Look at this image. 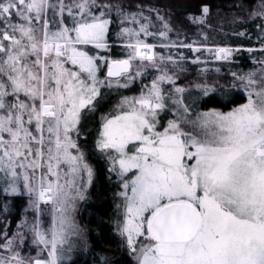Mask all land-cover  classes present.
Instances as JSON below:
<instances>
[{
	"label": "snow or ice",
	"instance_id": "6c2138e0",
	"mask_svg": "<svg viewBox=\"0 0 264 264\" xmlns=\"http://www.w3.org/2000/svg\"><path fill=\"white\" fill-rule=\"evenodd\" d=\"M130 7L121 0H0V198L28 197L33 244L46 252L26 260L8 240L0 248L10 255L0 264L70 259L77 202L95 177L81 146L83 123L104 98L101 89L129 88L149 68L160 74L103 117L95 141L120 181L118 231L128 253L135 264H264V68L258 78L232 73L247 93L244 103L193 112L165 95L162 84L175 80L155 45L141 38L153 35L137 18L143 14ZM113 13L121 25L140 24L117 33L126 58H110ZM216 54L226 60L232 50ZM201 90L211 97L215 89ZM166 112L174 118L162 123Z\"/></svg>",
	"mask_w": 264,
	"mask_h": 264
},
{
	"label": "trees",
	"instance_id": "16d2710c",
	"mask_svg": "<svg viewBox=\"0 0 264 264\" xmlns=\"http://www.w3.org/2000/svg\"><path fill=\"white\" fill-rule=\"evenodd\" d=\"M121 2L126 7L129 2L131 3V7L127 8L130 14H143L137 18L146 23L148 30L153 33L146 37V42L174 45L156 47L155 53L158 60L163 56L165 63L171 67L167 60L169 55L182 66V71L171 74L177 79V84L183 85L185 91L181 98L193 112L207 109L227 111L233 104L243 102L245 96L235 83L237 80L232 73L237 75L249 73L264 60L262 52L253 50L264 45V28L261 27L264 25V18L254 15L257 12H264V9H261V0H121ZM205 6L209 9L206 21H197L196 18L201 16ZM165 23L168 24L170 31L164 28ZM122 26L137 30L140 28L139 23L121 25L113 13L109 33V42L114 45L110 56L112 58L126 57L123 46L118 44L122 43L117 35ZM162 31L166 32V37L159 35ZM141 36L145 35L142 33ZM184 45L230 46L240 49L235 51L232 61L221 62L216 61L213 49H210V55H205L204 51L194 53L192 48ZM203 68L209 72L207 78L201 77L200 71ZM149 77L143 75L141 83H148ZM195 78L197 81H194ZM198 81L201 83L207 81L209 86L215 89L211 97H204L202 88L193 87L192 84ZM233 84L236 87H232ZM139 87L141 90L142 85ZM101 91L104 98L100 100L97 110L83 123L81 146L87 152L95 177L88 191V198L81 207L79 221L84 241L82 247L80 245L77 258L70 264H132L130 254L115 228V222L119 219L117 186L114 185L103 157L91 152L99 133V116L105 114L114 101H118L125 93L112 89ZM210 100L212 102H209ZM2 200L0 198V215ZM14 201L15 207H19V199L15 198Z\"/></svg>",
	"mask_w": 264,
	"mask_h": 264
},
{
	"label": "rangeland",
	"instance_id": "374dc122",
	"mask_svg": "<svg viewBox=\"0 0 264 264\" xmlns=\"http://www.w3.org/2000/svg\"><path fill=\"white\" fill-rule=\"evenodd\" d=\"M66 2V1H65ZM69 2V1H68ZM67 3V2H66ZM262 9V8H261ZM206 15L203 10H202V13H201V16L197 17L196 20L197 21H200V22H205L206 21ZM146 37L148 36H141L142 39H146ZM204 38L206 39V37L204 36ZM155 39V37L153 38ZM125 40H127V38L125 37ZM146 42V41H145ZM146 43H149V42H146ZM119 45H122V43H118ZM150 44H153L155 45V47L153 48V51L156 52V47H162L161 44H157V43H150ZM194 51V53H198V51H196L195 49H199L200 51H204L203 53H205V55H210L211 53V50L210 49H213L214 50V53H215V57H216V61H221V62H229V61H232V57H233V54L235 53V51H238L240 48H233V47H230V46H208V45H198V46H194V47H191ZM218 48H229L232 50V54L231 56L224 60V59H217V54H216V50ZM261 49H264V45H262V47H259V48H254L253 50H257L259 53H261ZM124 51L126 52L127 50L124 49ZM200 53V52H199ZM262 58H264V52H262ZM112 58V57H110ZM126 58V57H124ZM118 59H121V58H118ZM137 63V62H134V64ZM162 68H166L169 70V75H173L174 72L176 71L175 69H172V67L168 64V63H165L164 65H162ZM264 68V64H260L259 66H255L254 69L251 71V72H256L257 73V78L259 76V72H260V69ZM202 75L201 77L202 78H207L208 77V71H205V68L202 69ZM173 73V74H171ZM160 73L158 71H156L155 69L153 68H149L147 69L145 72H144V77L146 75H149L150 77L147 78L148 79V83H141L142 81V78H143V75L138 77L136 82L135 83H132L131 86L129 88H119L117 89L116 87H113V88H110L112 89V91L114 90H119V91H123L125 93L124 96H128V97H134V96H138L140 94V87L141 89L142 88H145V86H150L151 84V81L156 77L158 76ZM243 75V74H241ZM174 80H175V85H172V84H168V83H164L162 84V88L165 90V95L166 96H171L173 98H176V99H180L181 98V93H176L175 92V87H181V88H184L183 85L181 84H177V79L173 76ZM235 78V77H234ZM233 78V80H234ZM194 81H197V78L194 79ZM201 81V79H200ZM200 81H198V83L194 82L192 85L194 88H203V87H208L211 89V87L209 86L208 82L206 81L205 83H201ZM233 83V81H232ZM239 85V90L241 91V93L245 96V98L243 99V102L241 103H237V104H233L227 111L231 110L232 108H235L237 106H239L240 104L244 103L246 101V97H247V93L246 91L243 89V87L240 85V81L237 80V82H235ZM106 90H110V89H107L105 88ZM146 90V88H145ZM122 96L118 101H114V104L111 105L112 107L107 110V112L101 116H99V123H100V127H101V123H102V119L103 117L105 116H109L110 114H114L115 112L118 111V105L120 104V101L123 99ZM169 107L173 109V111H175V109L178 107L177 105H172L171 104V101H169ZM182 110V109H181ZM212 109H207V110H203V111H200V112H204V111H210ZM174 118L173 116V113L172 112H166L163 116H162V123H166L168 119H172ZM99 131H100V128H99ZM96 138H97V135H96ZM86 156H87V152L85 151V149H83ZM93 153H95V155L97 156H101L103 157V159L106 161V164L108 165V168H109V162L108 160L99 152L96 150V147L94 145L92 151ZM89 162V161H88ZM90 164V163H89ZM110 173V172H109ZM113 177V181H114V185L117 186V198H118V214H119V219L117 222H115V228H116V231L118 233V235L120 236L119 234V231H118V225L122 222V219H123V208H122V198L119 196V193L122 191L121 187H120V181L119 179L115 176L114 173H110ZM91 185L87 187L86 189V192H85V199L82 200V201H78L77 202V210L75 212V221H76V224L78 226V231H79V235L78 236H75L73 237V244H74V247H73V251L72 253L70 254V259L66 261V264H70V262H72V260L74 258H77L78 256V251L80 249V245L82 247V244H83V230L81 228V224H80V213H81V207H82V203L85 202L88 198V191L90 189ZM15 198H18L19 199V202L18 204H20L19 207H15L14 205V199ZM3 199V198H2ZM3 203H2V210H1V215H0V245H4L6 244V242L8 240H12L13 241V249L17 252L20 253L21 257H23L24 259H30V258H36L38 255L40 258H44L46 257V252H41L39 248L36 247L35 244H33V234L32 232L29 230L30 226L32 225L33 223V219H34V214L33 212L29 209V206H28V197L27 196H23V197H11L9 196L7 199H3L2 200ZM42 219V227L43 228H47L50 226V221H51V217L48 213H45L43 215V217L41 218ZM23 234L26 238L23 242H21L20 240V235L19 234ZM121 237V236H120ZM122 239V238H121ZM10 255V253L4 249V248H0V257H3V258H8ZM131 257V260H132V264H135L134 262V259L133 257L130 255Z\"/></svg>",
	"mask_w": 264,
	"mask_h": 264
}]
</instances>
